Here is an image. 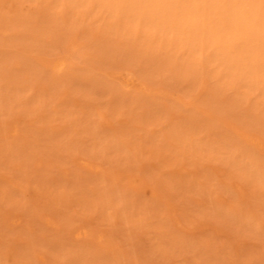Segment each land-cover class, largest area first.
<instances>
[{
	"label": "rangeland",
	"instance_id": "374dc122",
	"mask_svg": "<svg viewBox=\"0 0 264 264\" xmlns=\"http://www.w3.org/2000/svg\"><path fill=\"white\" fill-rule=\"evenodd\" d=\"M0 264H264V0H0Z\"/></svg>",
	"mask_w": 264,
	"mask_h": 264
},
{
	"label": "bare ground",
	"instance_id": "6f19581e",
	"mask_svg": "<svg viewBox=\"0 0 264 264\" xmlns=\"http://www.w3.org/2000/svg\"><path fill=\"white\" fill-rule=\"evenodd\" d=\"M73 48L71 47V50H72ZM65 66H66V64H65V61H63V60H60V61H58V62H56L52 67H53V69L55 70V71H62L63 70V68H65ZM65 70V69H64ZM65 73V72H64ZM131 80V81H130ZM125 79V84L127 85H135V82L132 80V79ZM81 236V235H80Z\"/></svg>",
	"mask_w": 264,
	"mask_h": 264
}]
</instances>
